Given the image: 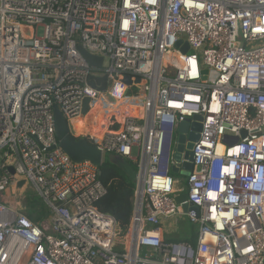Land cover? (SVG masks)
Here are the masks:
<instances>
[{
  "label": "built area",
  "instance_id": "1",
  "mask_svg": "<svg viewBox=\"0 0 264 264\" xmlns=\"http://www.w3.org/2000/svg\"><path fill=\"white\" fill-rule=\"evenodd\" d=\"M55 106L136 171L120 245L99 168L58 146ZM196 116L183 176L177 130ZM27 189L40 222L4 198ZM182 217L193 244L163 238ZM0 264H264V0H0Z\"/></svg>",
  "mask_w": 264,
  "mask_h": 264
},
{
  "label": "water",
  "instance_id": "2",
  "mask_svg": "<svg viewBox=\"0 0 264 264\" xmlns=\"http://www.w3.org/2000/svg\"><path fill=\"white\" fill-rule=\"evenodd\" d=\"M180 42L176 44L178 47ZM188 45H184L182 48V54H186L188 51ZM78 51L83 56V58L87 61L90 67L99 68L102 63V58L94 57L84 51L81 47H78ZM202 74L205 78L207 75V71L203 70ZM123 82L128 84L131 82L130 78H124ZM53 119H54V132L55 137L58 142V146L61 151L66 154L69 159L74 163H80L83 161H88L95 165L96 167H100L103 163L105 157L102 153L92 144H90L86 139L80 138L77 139L72 136L69 132L67 123L59 111L58 107L53 108ZM201 122L202 117L196 116L191 121L186 120L182 122L177 130V145L175 147L174 155H173V163L179 164L181 160V154H183L184 163L180 166L181 175L188 176V174L192 170V149L194 147V143H196L199 139V133L201 132ZM188 130L190 132L188 133ZM241 136L244 137L245 133L242 132ZM119 158V157H118ZM123 160V159H122ZM123 162H125L123 160ZM125 164L129 167V165L125 162ZM130 170H132L129 167ZM11 173H13L12 169H9ZM171 173L174 175L178 174V168L175 165L171 167ZM130 176V175H129ZM134 180L133 178H131ZM174 201L177 205L181 206L183 211H194L197 213V208L194 206H189L186 204L187 196L186 194H181L174 198Z\"/></svg>",
  "mask_w": 264,
  "mask_h": 264
},
{
  "label": "trees",
  "instance_id": "3",
  "mask_svg": "<svg viewBox=\"0 0 264 264\" xmlns=\"http://www.w3.org/2000/svg\"><path fill=\"white\" fill-rule=\"evenodd\" d=\"M88 83L95 89H102L106 85V79L89 77ZM84 123L85 121L83 122L85 126L86 124ZM111 158L117 157L105 156L102 165L99 167V180L105 187L106 192L96 206L102 214L112 216L115 219L117 223V237L123 238L127 232L131 217L135 181L129 176L126 166L114 163ZM35 220H38V217ZM166 240L168 242H189L193 244L195 242V235H192L190 238L177 236Z\"/></svg>",
  "mask_w": 264,
  "mask_h": 264
},
{
  "label": "rangeland",
  "instance_id": "4",
  "mask_svg": "<svg viewBox=\"0 0 264 264\" xmlns=\"http://www.w3.org/2000/svg\"><path fill=\"white\" fill-rule=\"evenodd\" d=\"M189 53H192V51H189ZM113 160L114 163L117 164H122L124 166H126V168L128 169L129 175L131 178H135L136 177V171L135 170H130L129 167L125 164V162H123V160L121 158H111ZM177 177H175L176 179H178L179 181H182V179L179 178V174L176 175ZM35 195L34 193L27 189L24 191V193H22L20 195V197H15L13 195L10 194V192L7 194L6 197L7 200L9 202L6 203H13L14 205H19L20 209L22 210V212H24L25 214H28V212L32 213V217L33 218H37L38 217V222L42 221L44 218V207L40 204V203H31V205L33 206L31 210H28L26 205L28 202H30L32 200V198H34ZM41 205V206H40ZM171 227L172 230L174 231V236H180V237H187L190 238L192 235H194V233L196 232V226L192 225L188 219H186L185 217L182 218H177L174 220H170L167 221V223L165 224V227ZM124 237L123 238H117V241L119 243V245L124 242Z\"/></svg>",
  "mask_w": 264,
  "mask_h": 264
},
{
  "label": "crops",
  "instance_id": "5",
  "mask_svg": "<svg viewBox=\"0 0 264 264\" xmlns=\"http://www.w3.org/2000/svg\"><path fill=\"white\" fill-rule=\"evenodd\" d=\"M163 228V238L164 239H173L177 236H174V231L172 230V228L169 226V227H165V224H163L162 226Z\"/></svg>",
  "mask_w": 264,
  "mask_h": 264
},
{
  "label": "bare ground",
  "instance_id": "6",
  "mask_svg": "<svg viewBox=\"0 0 264 264\" xmlns=\"http://www.w3.org/2000/svg\"><path fill=\"white\" fill-rule=\"evenodd\" d=\"M83 125V124H82ZM84 126V125H83Z\"/></svg>",
  "mask_w": 264,
  "mask_h": 264
},
{
  "label": "clouds",
  "instance_id": "7",
  "mask_svg": "<svg viewBox=\"0 0 264 264\" xmlns=\"http://www.w3.org/2000/svg\"><path fill=\"white\" fill-rule=\"evenodd\" d=\"M174 175V174H173Z\"/></svg>",
  "mask_w": 264,
  "mask_h": 264
}]
</instances>
